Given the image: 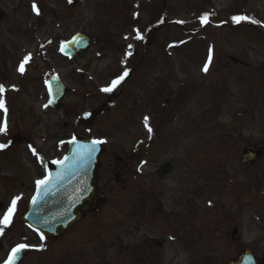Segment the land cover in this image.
Listing matches in <instances>:
<instances>
[{"label":"rangeland","instance_id":"obj_1","mask_svg":"<svg viewBox=\"0 0 264 264\" xmlns=\"http://www.w3.org/2000/svg\"><path fill=\"white\" fill-rule=\"evenodd\" d=\"M3 1L10 6L8 0ZM61 1L45 0L46 8L61 10ZM153 1L167 10L161 22L168 26L175 23L176 27H156L151 46L142 44L141 50L137 49L140 54L147 51V58L134 81L121 88L118 85L111 92L102 89L111 86L108 72L118 67L119 53L109 46L123 41L119 33L125 30L123 19L128 12L120 6L123 0H80L63 27L52 20L51 12L36 40L18 41L25 46L23 63L28 57L32 61L24 63L28 82L20 97L22 113L18 114V130L10 132V136L22 138L16 148L25 174L24 208L33 182L45 174V163L60 159L66 150L63 146L75 135L105 141L100 180L101 187L107 188V203L98 212L86 211L81 222L58 241L48 244L23 229L20 237L31 249L22 264H145L151 259L156 264L157 251L162 255L160 264H202L207 258H216L215 263L222 264L238 248L227 239L230 227L223 216L227 204H234L253 183L255 172H248L240 164L242 152L254 146L264 148V45L247 41L241 29L232 32V17H225L227 22L223 24L216 20L230 14L234 0ZM244 7L249 20L243 22L257 21L264 31V0H244ZM212 8L220 16L211 15ZM7 15L14 23L24 25L26 14L21 19L11 12ZM205 16L208 24L202 23ZM137 31L126 29L124 34L142 43L146 35L139 32L143 39H137ZM77 32L92 35L93 47L88 53L65 61L56 43L41 50L49 39H68ZM157 46H165L164 51ZM233 58L242 64L233 63ZM8 62L7 72L14 66L11 60ZM206 65L207 73L203 71ZM78 71H86L87 78L80 79ZM50 74H57L69 89L58 112L48 106L46 80ZM121 92L124 98L132 95L134 99H120ZM157 93L160 95L154 98ZM85 113H92L88 124L81 121ZM145 117H149L151 134ZM156 130L159 138L153 137ZM147 140L152 151L150 171L137 178L140 187L131 185L130 174L136 166L130 158L127 162L132 171L126 173L123 185L116 184L109 170L116 156L133 152ZM165 162L172 163L173 170L162 179L155 170ZM256 169L264 189V161ZM4 174L13 176L10 164L0 167V178ZM129 185L133 190L140 189L135 190L138 195ZM1 194V203H11ZM139 203L145 204L146 211H137L134 217L133 210H141ZM194 206L200 209L201 221L191 214ZM252 212L248 210L239 225L243 241L249 246L262 240L263 251L264 221L252 220ZM2 214L0 210V218ZM147 238L166 245L159 248L154 244L150 253L141 245Z\"/></svg>","mask_w":264,"mask_h":264},{"label":"water","instance_id":"obj_2","mask_svg":"<svg viewBox=\"0 0 264 264\" xmlns=\"http://www.w3.org/2000/svg\"><path fill=\"white\" fill-rule=\"evenodd\" d=\"M90 40L85 35H78L71 43L63 46L65 55L72 57L77 52L87 51ZM65 90L57 78L50 79V103L58 108V102L63 98ZM79 144L72 145L67 161L63 165H51V184L39 189L35 203L24 216L23 222L35 228L43 235L51 238H60L65 230L77 223L82 217L80 210L88 204L96 208L102 197L97 195V170L99 169V155L103 153L100 145H95V151L90 158L80 162L77 155L86 153L93 144L83 139H77ZM82 149V150H81ZM80 156V155H79ZM263 157V153H244L242 163L252 166L256 160ZM165 165L164 171H170ZM236 264H256L250 253L239 258Z\"/></svg>","mask_w":264,"mask_h":264},{"label":"flooded vegetation","instance_id":"obj_3","mask_svg":"<svg viewBox=\"0 0 264 264\" xmlns=\"http://www.w3.org/2000/svg\"><path fill=\"white\" fill-rule=\"evenodd\" d=\"M8 3L10 4L9 7H12V13L16 15L17 18H21L22 15L25 13H29L31 11V7L33 4V0H8ZM7 5L3 0H0V11L2 9H6ZM63 11V19L66 21H69L71 18V10L70 8L65 7L63 4L61 7ZM42 11V10H41ZM4 16V14H1ZM5 19V16L3 20ZM7 19H5L3 22L5 23ZM1 24V23H0ZM3 27L0 28V57L4 54L8 55L5 47L11 50L10 57L18 56V41L22 40V37H30V33L26 32L24 33V30L22 29V26L17 23L6 24L2 25ZM26 31H28L27 26H25ZM3 58H0V62ZM5 61V60H4ZM3 61V62H4ZM3 64V63H2ZM6 73L3 71H0V83H3L5 81ZM18 93H16L15 96V107L20 109L22 107V101L18 98ZM0 124H1V117H0ZM148 153H145L144 155H147ZM120 163L122 162L119 160ZM245 200L244 203L241 202V200ZM249 204V205H248ZM264 205V195L261 194V190L259 189V185L253 184V186L244 192L243 196H241L237 203L235 205H231V203L227 204L225 208V219L229 220L231 222L232 219H236L239 222H242L246 218V213L248 209L251 207L250 211H253L251 213V218H256L259 216L258 207L262 208ZM238 230V227H234ZM10 242V241H9ZM158 246H162V243L156 242ZM148 247L150 250L153 249L151 246V241H148ZM4 248V244H1L0 253ZM243 250V249H242ZM241 250V251H242ZM236 254V253H235ZM263 254V253H262ZM233 260L232 257L230 261ZM229 261V262H230ZM151 264V263H148Z\"/></svg>","mask_w":264,"mask_h":264},{"label":"snow or ice","instance_id":"obj_4","mask_svg":"<svg viewBox=\"0 0 264 264\" xmlns=\"http://www.w3.org/2000/svg\"><path fill=\"white\" fill-rule=\"evenodd\" d=\"M69 2H71V0H69ZM32 8H33V10L35 11V13L37 15L41 14L39 8L37 7V5L35 3H33ZM232 20L235 23H240L241 21L249 20V18L246 17V16H234V17H232ZM250 22L257 23V21H254V20H252ZM202 23H205V24L208 23V17L207 16L202 18ZM137 39H141V40L143 39V37L139 34V31H137ZM30 59H31V57L26 58L24 63H27L28 60H30ZM210 62H211V58L209 59V64H210ZM24 63H22L20 65L21 73H23L24 70H25L24 69ZM208 70H209L208 65H206L203 68V71L205 73H207ZM127 75H128V73L124 72V74L122 76H120L118 79L112 81V84H111L110 87L104 88V89H102V91H104V92L113 91L120 83H122V81L124 80V78ZM4 91H5L4 86L0 85V93H3ZM0 109H3L5 112H7V108L4 106L3 101H0ZM148 120H149V117H145V126L147 127L148 132L151 134L153 132V129L151 128V126H149ZM6 126H7V122L5 121V128L3 130H6ZM102 143H105V141H103V140H95V141H93L92 142L93 147H91L86 153L82 152V153L79 154L80 155V162H83L85 159L90 158L91 153L95 151V145H99V144H102ZM2 147L3 146L0 145V148H2ZM65 159H67V158H65ZM54 163L63 164L64 162L63 161H54ZM51 182H52L51 174H49L48 178L42 179V180H38L36 183H37V187L39 189V188L46 187V186L50 185ZM18 199H19V197H17L16 199H14L12 201V205H11L10 209L8 210V213L3 217L2 220H0V225L10 226L11 217H12L13 211H14V209L16 207V203H17ZM35 202L36 201L34 200L33 203H35ZM2 233H3V228L0 227V234H2ZM27 247H28L27 245L21 244L17 248L13 249L12 250V254L9 256L7 264H16V260L19 258V254Z\"/></svg>","mask_w":264,"mask_h":264}]
</instances>
